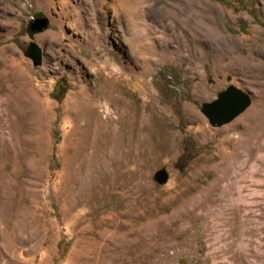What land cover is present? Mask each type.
Listing matches in <instances>:
<instances>
[{
    "label": "rangeland",
    "instance_id": "1",
    "mask_svg": "<svg viewBox=\"0 0 264 264\" xmlns=\"http://www.w3.org/2000/svg\"><path fill=\"white\" fill-rule=\"evenodd\" d=\"M45 1L0 0V264H264V0Z\"/></svg>",
    "mask_w": 264,
    "mask_h": 264
},
{
    "label": "water",
    "instance_id": "2",
    "mask_svg": "<svg viewBox=\"0 0 264 264\" xmlns=\"http://www.w3.org/2000/svg\"><path fill=\"white\" fill-rule=\"evenodd\" d=\"M47 27L45 20L30 23L27 35L32 40L33 35L42 32ZM24 56L31 61L33 67L41 65V49L32 41L28 44ZM251 104L250 96L234 86L227 87L220 92L216 99L201 105V113L212 127H220L233 121Z\"/></svg>",
    "mask_w": 264,
    "mask_h": 264
},
{
    "label": "bare ground",
    "instance_id": "3",
    "mask_svg": "<svg viewBox=\"0 0 264 264\" xmlns=\"http://www.w3.org/2000/svg\"><path fill=\"white\" fill-rule=\"evenodd\" d=\"M100 1V5L102 6V5H110L113 9H114V13L118 16V17H116L117 19H119V15H118V12H117V8L118 7H120L121 6V4L119 3V0H110L109 2H107V0H99ZM61 4V3H60ZM63 4H65V2L63 3ZM126 5V4H125ZM54 5H53V2L51 1V0H49V1H45V3H44V7H46L47 9H49L50 7H53ZM127 6V5H126ZM130 6V5H129ZM133 6V5H132ZM64 7V6H63ZM66 8V7H65ZM129 7L127 6V9H128ZM130 9H131V7H130ZM130 9H128V10H130ZM66 11V10H65ZM46 12V11H45ZM126 12V11H125ZM129 13H127V21L129 22V25L131 26H134V24H133V22H132V20H133V18H134V16H135V13L137 12H135L134 13V11H128ZM47 13V12H46ZM63 13H64V11H63ZM49 14H50V12H49ZM65 14V13H64ZM136 14H138V13H136ZM63 15V14H62ZM136 18H137V16H135ZM54 18V17H53ZM58 19V18H57ZM57 19H56V21H57ZM138 19V18H137ZM136 20V19H135ZM58 21H59V19H58ZM62 21V20H61ZM134 21V20H133ZM136 24V23H135ZM59 25H60V23H59ZM131 33V32H130ZM144 33H146V32H144ZM143 33V34H144ZM151 33V32H150ZM135 34L133 33V34H130V38L132 39V38H134L135 36H134ZM150 36V35H149ZM142 37H143V35H142ZM136 38V37H135ZM93 40V39H92ZM96 40H94V42H95ZM97 42V41H96ZM94 44V43H93ZM92 45V44H91ZM104 56V55H103ZM107 63V64H106ZM106 63H104L103 65H102V69H105V68H107L108 66L113 70V72L115 71V72H117V70L115 69V66L113 65V64H110L109 63V61H108V59H106ZM230 65L229 64H227V65H225V69H228V68H230L229 67ZM244 71H246V72H248V73H250V74H253V72H256V70H254L253 71V68L251 67V65H249V64H243V65H241L240 66ZM129 80V79H128ZM131 80V79H130ZM105 94H106V92H105ZM103 95V97H101L100 98V100H102L101 102H103V104H102V107L103 108H105V110H107L108 112L110 111V109H109V106L107 105V101H106V99H107V96L106 95ZM99 99V98H98ZM6 101V102H5ZM5 101L3 100L2 102H0V108H1V111H2V116H4V117H8L9 115H10V110H9V108H8V102H7V100L5 99ZM2 106H4L5 107V110H2ZM110 113V112H109ZM9 114V115H8ZM247 118V117H246ZM6 122H7V120H5ZM3 123V122H2ZM3 126V125H2ZM6 129V128H5ZM16 150V149H15Z\"/></svg>",
    "mask_w": 264,
    "mask_h": 264
}]
</instances>
